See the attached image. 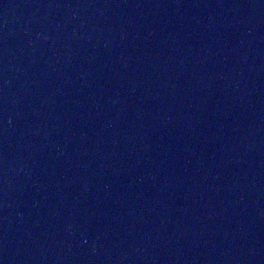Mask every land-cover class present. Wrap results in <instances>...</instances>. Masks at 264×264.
Returning <instances> with one entry per match:
<instances>
[{
  "label": "water",
  "instance_id": "obj_1",
  "mask_svg": "<svg viewBox=\"0 0 264 264\" xmlns=\"http://www.w3.org/2000/svg\"><path fill=\"white\" fill-rule=\"evenodd\" d=\"M123 264H264V0H137Z\"/></svg>",
  "mask_w": 264,
  "mask_h": 264
}]
</instances>
